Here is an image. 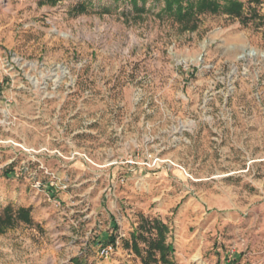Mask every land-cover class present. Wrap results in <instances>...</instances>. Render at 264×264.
Here are the masks:
<instances>
[{
  "label": "rangeland",
  "instance_id": "1",
  "mask_svg": "<svg viewBox=\"0 0 264 264\" xmlns=\"http://www.w3.org/2000/svg\"><path fill=\"white\" fill-rule=\"evenodd\" d=\"M241 1L191 29L163 1L0 0V213L32 217L0 264H165L145 217L176 264H264V0Z\"/></svg>",
  "mask_w": 264,
  "mask_h": 264
},
{
  "label": "trees",
  "instance_id": "2",
  "mask_svg": "<svg viewBox=\"0 0 264 264\" xmlns=\"http://www.w3.org/2000/svg\"><path fill=\"white\" fill-rule=\"evenodd\" d=\"M120 0H115L118 2ZM133 7L134 12H143L148 0H129ZM153 2L163 1L164 5L160 9L159 13L169 14L181 22H188L191 24V29H195L198 25V17L203 13L212 14H227L232 17H237L249 20L250 17L244 15V3L241 0H151ZM260 1V0H255ZM140 3H142L140 5ZM87 10L85 3H79L75 6V12H84ZM24 221L30 223L32 220L31 212L29 209L20 207L16 211L11 205L4 208V212L0 213V227L5 224L12 223L13 221ZM142 233L145 231L148 234H154L156 232V238H149V246L147 251V256L150 258H157L156 252L159 251L160 259L165 264H176L174 261L170 260L169 253L175 251L173 243L167 241V233L169 232V227L160 218L150 219L145 217L141 221ZM2 228H0V231ZM138 232L133 234L132 247L139 254L141 253V248L138 243ZM148 239L147 237H145ZM115 237L111 240L114 242Z\"/></svg>",
  "mask_w": 264,
  "mask_h": 264
},
{
  "label": "built area",
  "instance_id": "3",
  "mask_svg": "<svg viewBox=\"0 0 264 264\" xmlns=\"http://www.w3.org/2000/svg\"><path fill=\"white\" fill-rule=\"evenodd\" d=\"M114 251V244L102 245L99 249V254L102 258H108Z\"/></svg>",
  "mask_w": 264,
  "mask_h": 264
},
{
  "label": "bare ground",
  "instance_id": "4",
  "mask_svg": "<svg viewBox=\"0 0 264 264\" xmlns=\"http://www.w3.org/2000/svg\"><path fill=\"white\" fill-rule=\"evenodd\" d=\"M248 54L249 55H259V56H262L263 58H264V51H258V50H256V49H253V48H251L249 51H248ZM243 55V54H242ZM242 55H240V56H242ZM200 59V57H197L195 60L197 61V60H199Z\"/></svg>",
  "mask_w": 264,
  "mask_h": 264
},
{
  "label": "crops",
  "instance_id": "5",
  "mask_svg": "<svg viewBox=\"0 0 264 264\" xmlns=\"http://www.w3.org/2000/svg\"><path fill=\"white\" fill-rule=\"evenodd\" d=\"M7 206V205H6ZM20 207H25V206H23V204H20V206L18 207V208H20ZM218 262H219V264H230L231 263V261L230 260H227V261H224V260H218ZM234 264H239L238 263V261L237 262H235Z\"/></svg>",
  "mask_w": 264,
  "mask_h": 264
}]
</instances>
